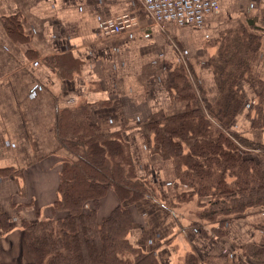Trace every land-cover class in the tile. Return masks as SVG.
I'll return each mask as SVG.
<instances>
[{
	"label": "crops",
	"instance_id": "obj_1",
	"mask_svg": "<svg viewBox=\"0 0 264 264\" xmlns=\"http://www.w3.org/2000/svg\"><path fill=\"white\" fill-rule=\"evenodd\" d=\"M122 14L131 17L129 27L103 35L101 21ZM238 26L258 36L249 71L264 83V0H219L203 25L168 24L164 30L136 0H0V264H33L21 227L57 214L51 205L62 161L71 157L58 138L57 116L82 106L102 132H120L135 170L158 183L162 196L128 203L109 188L99 220L128 206L129 241L152 252L158 264H184L191 248L201 259L227 255L228 264H239L243 245L262 243L257 225H264L263 213L255 211L230 221L223 237L209 239L192 229L185 238L176 201L184 187L170 160L150 152L141 128L157 111L173 114L196 105L195 99L173 98L176 67L185 68L208 101L216 100L209 59ZM237 85L244 103L232 129L264 144V130L251 126L254 87L245 79ZM1 222L10 226L2 229Z\"/></svg>",
	"mask_w": 264,
	"mask_h": 264
},
{
	"label": "trees",
	"instance_id": "obj_2",
	"mask_svg": "<svg viewBox=\"0 0 264 264\" xmlns=\"http://www.w3.org/2000/svg\"><path fill=\"white\" fill-rule=\"evenodd\" d=\"M258 46L255 33L242 26L232 29L209 59L218 89L216 100L208 101L199 86L194 89L185 68L176 67L173 98L195 99L196 105L187 103L184 110L173 114L157 111L141 125L150 151L170 159L176 178L186 185L177 197L205 198L200 202L202 218L217 215L215 221L220 224L243 218L252 208L264 212V144L230 128L243 102L237 83L245 79L259 99L251 107V125L264 129V83L251 78L249 71ZM57 133L62 146L75 157L62 161L58 195L51 205L60 214L22 224V240L32 263L158 264L152 252L127 238L132 226L128 206L118 205L101 220L97 218L100 199L109 188L128 203L155 192L149 177L135 173L129 145L120 132H102L82 106L76 112L58 113ZM253 147L260 152L252 153ZM1 223L2 229L10 226ZM223 226L215 230L212 226V237L224 234ZM205 236L209 238L206 232ZM241 249V256L248 260L242 258L239 264L264 259V241ZM226 261L227 255L201 259L194 251L186 252L184 258V264Z\"/></svg>",
	"mask_w": 264,
	"mask_h": 264
},
{
	"label": "built area",
	"instance_id": "obj_3",
	"mask_svg": "<svg viewBox=\"0 0 264 264\" xmlns=\"http://www.w3.org/2000/svg\"><path fill=\"white\" fill-rule=\"evenodd\" d=\"M151 21L164 30L168 24L201 26L219 7V0H138ZM131 17L122 14L101 21L103 35H112L129 27Z\"/></svg>",
	"mask_w": 264,
	"mask_h": 264
},
{
	"label": "rangeland",
	"instance_id": "obj_4",
	"mask_svg": "<svg viewBox=\"0 0 264 264\" xmlns=\"http://www.w3.org/2000/svg\"><path fill=\"white\" fill-rule=\"evenodd\" d=\"M138 3H139V1L138 0H136ZM140 4V3H139ZM236 28V27H235ZM234 28V29H235ZM232 30V29H231ZM256 84H257V82H255ZM261 86H256V89H261L260 88ZM254 92H255V90H254ZM203 96H204V94H203ZM255 96H256V94H255ZM199 97H200V95H199ZM198 97V98H199ZM205 97V96H204ZM256 101H259V99L257 98V97H254V100H253V102L251 103V106H250V112H249V114H250V117H252V115H253V111H252V109H251V107H252V105H253V103H255ZM243 103H244V99H243V102H242V105H243ZM241 105V106H242ZM241 108V107H240ZM233 122V121H232ZM252 126V125H251ZM230 128H231V130L233 131V132H235L233 129H232V124H231V126H230ZM256 128V127H255ZM258 129H260V128H258ZM261 130H264V129H261ZM236 133V132H235ZM238 134V133H237ZM245 137V136H244ZM247 138V137H246ZM252 141H254V142H256V143H258V144H262V143H260V142H257V141H255V140H252ZM237 143L241 146V147H244V146H242L241 144H240V142L239 141H237ZM64 147V146H63ZM71 154V157L72 158H74L75 157V154L70 150V149H68L67 147H65ZM259 147H253L252 149H251V151H252V153H257V152H260V150L258 149ZM148 149H149V147H148ZM151 152V151H150ZM152 153H155V154H158V153H156V152H152ZM131 155V154H130ZM159 155V154H158ZM159 157L160 158H162L160 155H159ZM131 159H132V157H131ZM162 159H164V158H162ZM164 160H170V159H164ZM169 162H171V160L169 161ZM132 163H133V161H132ZM171 164H172V162H171ZM133 167H134V163H133ZM172 167H173V164H172ZM173 170H174V167H173ZM134 171H135V173L137 174V175H140V176H142V174H138L137 173V171L135 170V168H134ZM175 173V172H174ZM143 175H146L147 177H149L148 176V174H146V173H144ZM149 179L152 181L151 183L155 186V192L153 193V194H150V195H145L144 197H151V198H153L154 200H155V198L156 199H159V200H161L162 199V196H161V191H160V188H159V185H158V183H156V182H154L150 177H149ZM181 183V182H180ZM181 185L184 187V189L186 188V185H184L183 183H181ZM184 189H182V190H184ZM181 190V191H182ZM181 191H179V192H177V194L178 193H180ZM143 197V198H144ZM177 195H176V201L180 204H178V213L182 216V230H180V231H182L181 233H183L184 234V237L186 238L187 237V230H192V229H196L197 231H199V233L200 234H202L203 236L205 235V232L206 233H208V237H209V239H215V238H220V237H223L226 233H224V234H222V235H218L217 237H212L213 235V232L214 231H212L211 229H212V226H213V230H215V229H219L220 227H222L223 225V230H224V232H226V226L228 225V223L230 222H227V223H224V224H220V223H217L215 220H217L220 216H217V215H215V217H213L212 219H206V218H202V212H201V209H202V206L200 205L201 203V201H203V200H205V198H201V199H199L196 195H191V196H189V197H185V199H181V198H178L180 201H178L177 200ZM187 198V199H186ZM123 201H126V200H123ZM127 202V201H126ZM124 206V205H123ZM126 206V205H125ZM207 208V207H206ZM205 209V208H204ZM204 209H203V211H204ZM261 212V213H263V221H264V212L263 211H260L259 209L257 210V208H252V210H250L249 212H248V214H246L243 218L245 219V218H247L248 216H250L249 214L250 213H252V212ZM55 213H57V214H55L54 216H57V215H59V211H56ZM242 218V217H241ZM238 219H240V218H238ZM234 220H237V219H234ZM233 220V221H234ZM232 221V220H231ZM132 224H133V221H132ZM257 227L259 228H261L263 231H264V225H257ZM131 228H132V226H131ZM130 228V229H131ZM221 230L222 229H220L219 230V232L221 233ZM130 231V230H129ZM129 231H128V233H129ZM128 233H127V238H128ZM204 233V234H203ZM264 233V232H263ZM129 239V238H128ZM244 246V245H243ZM190 252H195V253H197L194 249H192L191 248V250H189ZM241 252H242V249L240 248V250L238 251V253H239V255H240V261L242 260V258H244L245 259V257L247 258V256H241ZM29 253V252H28ZM243 253V252H242ZM31 256V255H30ZM31 259H32V257H31ZM247 260H248V258H247ZM227 262V261H226ZM249 264H251V263H253V264H259L260 262H262V263H264V259H250L249 260ZM228 263V262H227ZM240 263V262H239Z\"/></svg>",
	"mask_w": 264,
	"mask_h": 264
}]
</instances>
